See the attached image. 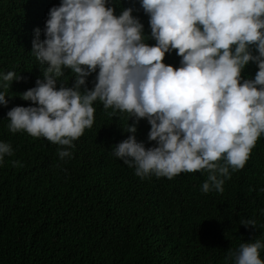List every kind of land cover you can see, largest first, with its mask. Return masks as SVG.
I'll return each mask as SVG.
<instances>
[{"label":"clouds","instance_id":"obj_1","mask_svg":"<svg viewBox=\"0 0 264 264\" xmlns=\"http://www.w3.org/2000/svg\"><path fill=\"white\" fill-rule=\"evenodd\" d=\"M112 3L60 0L50 9L45 38L37 28L32 41L31 53L46 66L43 78L20 97L33 106L7 112L8 130L46 138L61 146V160L70 158L73 142L92 128L99 101L135 120L113 154L136 176L171 180L206 172L202 191L222 193L230 169L242 170L264 135V0H139L150 37L133 8L117 16ZM173 51L181 58L178 68L163 62ZM250 63L259 70L245 79ZM66 70L74 73L71 87L58 83ZM19 79L14 71L0 73V106H8L6 91ZM141 119L151 126L153 147L136 139ZM13 155L12 145L0 141V166ZM241 225L255 229L254 220ZM261 250L264 240L255 239L229 250L226 259L264 264Z\"/></svg>","mask_w":264,"mask_h":264},{"label":"trees","instance_id":"obj_2","mask_svg":"<svg viewBox=\"0 0 264 264\" xmlns=\"http://www.w3.org/2000/svg\"><path fill=\"white\" fill-rule=\"evenodd\" d=\"M59 5L60 0H0V73L20 76L6 91L8 106H0V141L14 150L0 166V264H231L229 250L264 240V135L245 167L230 169L222 193H204L206 172L171 180L136 176L113 154L132 135L126 130L135 120L105 110L99 101L92 128L73 142L70 158L61 160V146L46 138L8 130L9 110L33 106L20 97L46 67L31 53L34 30H41L43 40L49 11ZM111 6L117 16L133 8L151 36L139 0H113ZM180 59L173 51L163 62L178 68ZM258 70L250 63L242 76L254 79ZM95 76L87 78L88 89ZM73 78L66 70L58 83L71 87ZM135 126L137 141L155 146L147 120ZM243 220H254L255 229L241 225ZM260 255L264 259V250Z\"/></svg>","mask_w":264,"mask_h":264}]
</instances>
